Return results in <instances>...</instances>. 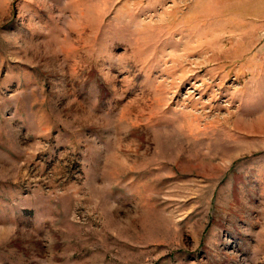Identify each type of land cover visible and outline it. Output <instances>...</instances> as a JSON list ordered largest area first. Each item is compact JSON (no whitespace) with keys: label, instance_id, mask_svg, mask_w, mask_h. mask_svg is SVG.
<instances>
[{"label":"rangeland","instance_id":"374dc122","mask_svg":"<svg viewBox=\"0 0 264 264\" xmlns=\"http://www.w3.org/2000/svg\"><path fill=\"white\" fill-rule=\"evenodd\" d=\"M0 264H264V0H0Z\"/></svg>","mask_w":264,"mask_h":264}]
</instances>
